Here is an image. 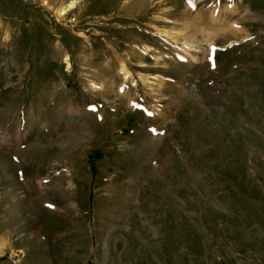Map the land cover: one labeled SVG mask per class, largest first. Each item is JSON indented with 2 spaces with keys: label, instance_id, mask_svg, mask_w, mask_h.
Masks as SVG:
<instances>
[{
  "label": "rangeland",
  "instance_id": "374dc122",
  "mask_svg": "<svg viewBox=\"0 0 264 264\" xmlns=\"http://www.w3.org/2000/svg\"><path fill=\"white\" fill-rule=\"evenodd\" d=\"M68 1L0 0V264H264V0Z\"/></svg>",
  "mask_w": 264,
  "mask_h": 264
},
{
  "label": "bare ground",
  "instance_id": "6f19581e",
  "mask_svg": "<svg viewBox=\"0 0 264 264\" xmlns=\"http://www.w3.org/2000/svg\"><path fill=\"white\" fill-rule=\"evenodd\" d=\"M79 2H80V0H69L68 2L62 4L56 10V15H57L58 19L64 18V15L66 13H68L69 11H71L72 9L76 8ZM213 13H214V11H213ZM65 61L68 64V68L71 67V62H70V59H69L68 55H66ZM125 73H127V72H125Z\"/></svg>",
  "mask_w": 264,
  "mask_h": 264
}]
</instances>
